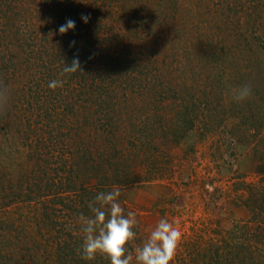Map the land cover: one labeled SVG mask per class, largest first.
Instances as JSON below:
<instances>
[{"label": "trees", "instance_id": "16d2710c", "mask_svg": "<svg viewBox=\"0 0 264 264\" xmlns=\"http://www.w3.org/2000/svg\"><path fill=\"white\" fill-rule=\"evenodd\" d=\"M18 1L0 0V44L6 43V56L0 51V89L5 92L0 101V264H110L100 254L92 261L78 254L83 237L79 218L81 214L93 215L89 202L100 191L135 182L137 174L132 162L140 154L148 160L146 169L156 167L153 155L160 151L155 145L157 139L175 144L198 123L207 131L223 120L226 108L219 110L221 113L214 106L209 108L207 96L215 89L207 81L199 84L198 72L167 66L166 57H175L168 47L173 43L170 34L169 38L164 36L156 41L152 34H138L136 28L134 35L121 30L124 43L133 45L128 53L137 56L130 62L138 63L136 68L145 67L146 73L131 69L122 64V50L118 53L113 47L103 46L106 31L98 26L99 30H85L88 25L79 18L81 11L76 3L56 10L57 15L66 17L61 24L72 19L75 28L70 34L53 38L58 44L60 61L50 66L43 64L41 51L33 55V48L24 49V43H36L34 38L19 35L20 28L13 21L19 13L32 15L36 7L29 8L28 0ZM115 2L111 0L112 4ZM205 4L209 7V3ZM160 16L157 31L163 28L162 19L166 17L158 15V19ZM173 16L171 27L183 31L178 41L184 45L194 31L201 29V20L197 22L195 16L180 13ZM128 23L123 21L126 31L131 29ZM150 25L145 20L144 27L148 29ZM220 35L219 43L226 40ZM197 40L190 41L194 47L187 58L190 62L211 47L208 43L206 50L200 37ZM246 41L243 37L241 44ZM262 47L257 44L259 52ZM74 58L79 59V71L62 75L63 68ZM255 61L259 64L262 58L256 56ZM239 71L232 74L241 77L236 78L238 87L247 84ZM258 78L259 83L264 80L262 75ZM54 79H62L63 86L49 88ZM226 84L217 91L219 96L230 91ZM259 86L254 94L262 100L264 89H260L264 83ZM231 104L237 108L240 124H250L248 129L254 127V136L261 133L264 111L255 107L245 114L242 103L232 99ZM261 136L263 139L264 131ZM148 151L153 153L151 160ZM262 158L256 168L259 172L264 171V154ZM248 189L249 199L258 205L256 215H262L264 188ZM257 193L260 204L253 200ZM22 204H32L30 219L18 212ZM253 242L248 238L221 258L218 255L215 261L204 260L201 264H264V236L260 247L255 248ZM128 247L134 255L131 242Z\"/></svg>", "mask_w": 264, "mask_h": 264}, {"label": "rangeland", "instance_id": "374dc122", "mask_svg": "<svg viewBox=\"0 0 264 264\" xmlns=\"http://www.w3.org/2000/svg\"><path fill=\"white\" fill-rule=\"evenodd\" d=\"M27 3L29 8L36 7L34 13H19L13 21L20 28L19 35L34 38L36 43L29 40L30 42L24 43V49L33 48V55L41 51L43 64L50 66L52 62L60 61L58 44L53 38L61 35L58 29L66 17L57 15L56 10L68 4L73 7L76 3L81 11L79 18L85 14L89 17L85 30L92 32L98 26L100 30L106 31L103 46L114 48L118 53L122 50V64L131 69L138 66V63L130 62V59L137 56L128 53L133 45L124 43L121 30L125 34L134 35L136 28L138 34H152L156 41L164 36L169 38L170 34L173 43L168 47L170 52H175V57H166L167 66L172 69L184 67V70L198 72L199 84L207 81L215 89L207 96L209 108L216 107L218 113L226 108L223 120L210 126L207 131L198 123L175 144L157 139L155 145L160 151L153 155L157 160L156 167L146 169L148 160L143 159L144 154H140L132 162L137 179L120 188L118 200L125 209V214L128 211L137 213L136 237L131 242L133 249L143 243L161 217L172 221L182 233L170 264L215 261L218 255L221 258L223 254L236 249L237 244L247 242L248 238L254 240L252 245L255 248L260 247L264 236V212L256 215L255 208L258 205L249 199L248 188H264V171L256 169L263 161L264 138L261 135L264 131V118L260 125L261 133L254 136V127L248 129L246 126L250 124H240V115L231 104L230 92L232 88L238 87L236 83L239 80L232 74L239 69L242 80L253 89L246 100L239 101L245 114L255 107L264 111V98L260 100L259 95L254 94L256 88L259 89V85L264 83V80L258 82V77L264 76V0H116L115 4L111 0L105 3L104 0H97L92 6L89 5L92 0H28ZM205 3H209V7H205ZM178 13L195 16L197 22L201 20L200 31H194L192 39L186 42L187 45H181L178 41L183 31L177 32L171 27L173 15ZM158 15L166 16L162 19L164 25L160 31H157L161 20ZM122 20L130 22L129 31H126ZM145 20L151 23L148 29L147 26L144 27ZM71 31L67 33L70 34ZM220 34L226 40L219 43L218 38L222 36ZM240 36L247 40L245 44H241ZM199 37L206 50L209 48L208 43L210 44V50L201 54L198 60L190 62L187 58L194 49L191 43L197 42ZM237 40L239 47H236ZM116 42L118 45H114ZM257 44L263 46V51L259 52ZM0 51L5 52L2 55L6 56V43L0 44ZM256 56L262 58L259 64L255 61ZM17 61L16 65L19 63ZM38 67L41 68L39 65ZM137 68L146 73L145 67ZM225 83L231 88L227 92L229 94L224 92L219 96L217 91ZM263 89L261 87L260 90ZM150 152L146 153L150 155L149 160L153 154ZM150 169L152 172H148ZM148 175L151 177H147ZM258 195L254 194L253 200L255 198L260 204L261 198L257 199ZM22 205L18 212L22 213L20 215L23 218L27 216L30 219L34 211L32 204Z\"/></svg>", "mask_w": 264, "mask_h": 264}, {"label": "clouds", "instance_id": "9594fccd", "mask_svg": "<svg viewBox=\"0 0 264 264\" xmlns=\"http://www.w3.org/2000/svg\"><path fill=\"white\" fill-rule=\"evenodd\" d=\"M88 19L86 14L81 16L85 23ZM74 28L75 21L68 19L58 31L63 34ZM79 69V59L74 58L70 65L63 68L62 75L75 73ZM63 83L62 79H54L49 82L48 87L55 89L62 87ZM230 94L234 101H244L252 94V89L246 84L232 89ZM4 98L5 92L0 89V101ZM120 195V188L113 187L110 191L98 192L89 202L93 215L81 214L79 218L83 237L78 254L86 261H92L100 254L110 264H170L182 239L179 228L166 217H161L143 243L134 248L133 255L128 244L136 237L137 213L128 211L125 214V209L118 200Z\"/></svg>", "mask_w": 264, "mask_h": 264}]
</instances>
